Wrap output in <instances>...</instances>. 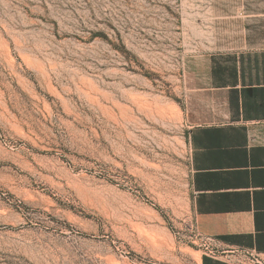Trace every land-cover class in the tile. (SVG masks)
<instances>
[{"label":"rangeland","instance_id":"obj_1","mask_svg":"<svg viewBox=\"0 0 264 264\" xmlns=\"http://www.w3.org/2000/svg\"><path fill=\"white\" fill-rule=\"evenodd\" d=\"M244 26L264 0H0V264L232 255L195 232L187 136Z\"/></svg>","mask_w":264,"mask_h":264},{"label":"crops","instance_id":"obj_2","mask_svg":"<svg viewBox=\"0 0 264 264\" xmlns=\"http://www.w3.org/2000/svg\"><path fill=\"white\" fill-rule=\"evenodd\" d=\"M239 34L214 38L202 57L204 83L194 91L204 106L192 103L188 118L193 226L232 254L202 264H258L242 250L264 260V37L246 26Z\"/></svg>","mask_w":264,"mask_h":264},{"label":"built area","instance_id":"obj_3","mask_svg":"<svg viewBox=\"0 0 264 264\" xmlns=\"http://www.w3.org/2000/svg\"><path fill=\"white\" fill-rule=\"evenodd\" d=\"M207 240H209L207 238ZM241 255L245 258H249L251 261L256 262L258 264H264V260L260 257L258 253L251 250H242ZM236 263H240L239 260L236 261Z\"/></svg>","mask_w":264,"mask_h":264},{"label":"bare ground","instance_id":"obj_4","mask_svg":"<svg viewBox=\"0 0 264 264\" xmlns=\"http://www.w3.org/2000/svg\"><path fill=\"white\" fill-rule=\"evenodd\" d=\"M18 163V162H17Z\"/></svg>","mask_w":264,"mask_h":264}]
</instances>
